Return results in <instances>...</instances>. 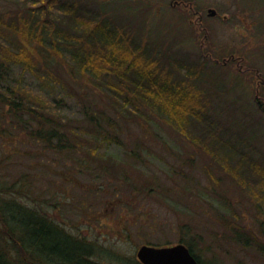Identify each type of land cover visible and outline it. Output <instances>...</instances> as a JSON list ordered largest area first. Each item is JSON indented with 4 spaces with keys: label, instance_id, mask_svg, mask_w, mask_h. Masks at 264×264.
Returning <instances> with one entry per match:
<instances>
[{
    "label": "trees",
    "instance_id": "16d2710c",
    "mask_svg": "<svg viewBox=\"0 0 264 264\" xmlns=\"http://www.w3.org/2000/svg\"><path fill=\"white\" fill-rule=\"evenodd\" d=\"M21 2L18 8L0 11V138L32 143L36 150H27L32 171L17 177L2 174L6 158L0 159V264H143L137 255L106 247L86 236L84 228L61 211L65 199L38 188L34 174L45 175L54 161L67 166L69 159L75 172L98 169L97 177L109 175L135 191L144 190L141 169L131 161L119 164L108 154L111 144L128 148L119 117L129 120L130 112L137 114L139 123H152L156 117L167 119L181 133L200 139L214 152L208 140L222 137L221 131L228 126L215 114L213 95L204 85L206 55L187 61L168 54V63L162 50L151 46L148 32L139 37L109 9L97 14L85 9L81 0ZM233 58L237 57L232 54L216 60L226 63ZM15 66L21 67L18 76L13 75ZM26 72L39 79L42 87L76 99L82 116L64 113L65 99L51 100L32 89L26 83ZM84 78L94 83L93 90L81 81ZM74 82L84 84V88ZM95 87L100 88L102 100L96 98ZM256 99H260L258 93ZM178 117L187 124H180ZM194 121L198 122L195 127ZM196 127L203 132L194 134ZM127 152L135 159L142 156L135 147ZM218 159L241 190L264 211V156L250 159L249 164L241 159L240 163ZM116 163L127 165L121 175L113 173L119 168ZM211 169L206 166L216 180ZM234 209L232 218L223 219L224 233L215 234L222 240L221 249H212L211 243L199 247L204 243L202 233L193 230V223H182L180 242L201 264H225L218 255L229 241L250 246L264 257V220L260 232H255ZM166 243L170 245V241ZM205 250L213 252L211 261L203 257Z\"/></svg>",
    "mask_w": 264,
    "mask_h": 264
},
{
    "label": "rangeland",
    "instance_id": "374dc122",
    "mask_svg": "<svg viewBox=\"0 0 264 264\" xmlns=\"http://www.w3.org/2000/svg\"><path fill=\"white\" fill-rule=\"evenodd\" d=\"M21 3L0 0V11L18 8ZM81 4L97 14L109 9L139 37L148 32L151 46L161 49L168 63V54L187 61L206 55L204 85L213 95L215 114L227 121L228 127L221 131L222 137L208 140L210 145L213 143V152L200 139L181 133L167 119L156 117L152 123H139L137 114L130 112L129 120L119 117L128 148L111 144L108 154L118 163L134 162L143 173L141 180L146 181L144 190L135 191L109 175L97 177L98 169L75 172L69 159L67 166L63 161H54L45 175L34 174L38 188L65 199L61 211L72 223L83 227L86 236L129 255H136L146 241L164 245L180 242L182 223L187 221L203 235L204 243H199V247L211 243L212 249H221L222 240L215 238V234L224 233L223 219L233 217L234 207L241 213L242 221L260 232L263 209L241 190L218 158H230L237 163L241 159L249 164L250 159L264 156V104L260 103L264 101V0H81ZM210 9H215L216 14L210 15ZM232 54L237 58L226 63L216 60ZM20 72L21 67L15 66L13 75ZM25 79L32 89L49 99H65L64 113L82 116L81 104L76 99L65 96L63 91L42 87L30 72L25 73ZM74 84L81 89L86 84L88 90L95 86L90 81ZM94 92L102 100L100 88L95 87ZM146 108L143 106L150 113ZM177 121L187 124L183 117ZM194 132L203 131L196 127ZM134 147L141 152L140 159L127 152ZM28 149L36 150L32 143L24 145L18 139L11 143L0 138V159L6 158L2 174L17 177L32 171ZM118 163L119 168L113 169V173L121 175L127 165ZM206 166L212 168L216 180L207 173ZM222 248L218 256L225 264H264V257L250 246L229 241ZM213 256L211 251L203 252L208 261Z\"/></svg>",
    "mask_w": 264,
    "mask_h": 264
},
{
    "label": "water",
    "instance_id": "95a60500",
    "mask_svg": "<svg viewBox=\"0 0 264 264\" xmlns=\"http://www.w3.org/2000/svg\"><path fill=\"white\" fill-rule=\"evenodd\" d=\"M209 11L210 15L216 14L215 9ZM137 256L143 264H201L183 242L164 246L143 244Z\"/></svg>",
    "mask_w": 264,
    "mask_h": 264
}]
</instances>
